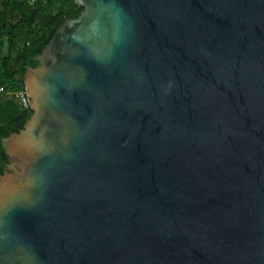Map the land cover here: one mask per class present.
I'll return each mask as SVG.
<instances>
[{
    "label": "water",
    "instance_id": "obj_1",
    "mask_svg": "<svg viewBox=\"0 0 264 264\" xmlns=\"http://www.w3.org/2000/svg\"><path fill=\"white\" fill-rule=\"evenodd\" d=\"M2 141L0 264H264V0H74Z\"/></svg>",
    "mask_w": 264,
    "mask_h": 264
},
{
    "label": "trees",
    "instance_id": "obj_2",
    "mask_svg": "<svg viewBox=\"0 0 264 264\" xmlns=\"http://www.w3.org/2000/svg\"><path fill=\"white\" fill-rule=\"evenodd\" d=\"M83 11L74 0H1L0 88L12 92L24 89L27 68L39 66L35 59L56 30ZM32 114L23 110L15 124L0 129V176L8 163L2 141L22 130Z\"/></svg>",
    "mask_w": 264,
    "mask_h": 264
},
{
    "label": "crops",
    "instance_id": "obj_3",
    "mask_svg": "<svg viewBox=\"0 0 264 264\" xmlns=\"http://www.w3.org/2000/svg\"><path fill=\"white\" fill-rule=\"evenodd\" d=\"M22 111L16 100L0 93V129L15 124Z\"/></svg>",
    "mask_w": 264,
    "mask_h": 264
},
{
    "label": "built area",
    "instance_id": "obj_4",
    "mask_svg": "<svg viewBox=\"0 0 264 264\" xmlns=\"http://www.w3.org/2000/svg\"><path fill=\"white\" fill-rule=\"evenodd\" d=\"M0 93L4 94L6 96L11 97L12 99L16 100L21 109L25 111H32L31 108V101H30V95L26 89V87L19 91H6L4 88H0Z\"/></svg>",
    "mask_w": 264,
    "mask_h": 264
},
{
    "label": "rangeland",
    "instance_id": "obj_5",
    "mask_svg": "<svg viewBox=\"0 0 264 264\" xmlns=\"http://www.w3.org/2000/svg\"><path fill=\"white\" fill-rule=\"evenodd\" d=\"M0 4H1V0H0Z\"/></svg>",
    "mask_w": 264,
    "mask_h": 264
}]
</instances>
